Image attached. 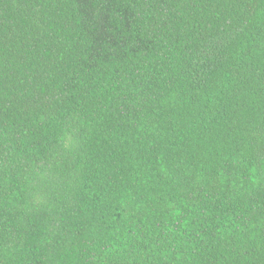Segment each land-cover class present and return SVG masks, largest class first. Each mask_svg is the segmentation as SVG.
<instances>
[{"label": "trees", "instance_id": "obj_1", "mask_svg": "<svg viewBox=\"0 0 264 264\" xmlns=\"http://www.w3.org/2000/svg\"><path fill=\"white\" fill-rule=\"evenodd\" d=\"M0 264H264V0H0Z\"/></svg>", "mask_w": 264, "mask_h": 264}]
</instances>
